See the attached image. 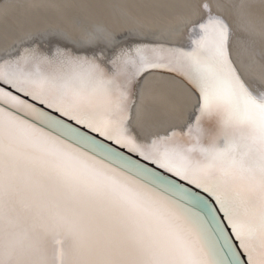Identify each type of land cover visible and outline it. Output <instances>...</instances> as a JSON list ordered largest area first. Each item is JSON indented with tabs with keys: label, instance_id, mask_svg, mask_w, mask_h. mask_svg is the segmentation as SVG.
<instances>
[{
	"label": "snow or ice",
	"instance_id": "1",
	"mask_svg": "<svg viewBox=\"0 0 264 264\" xmlns=\"http://www.w3.org/2000/svg\"><path fill=\"white\" fill-rule=\"evenodd\" d=\"M187 7L0 52V264H264V43L245 0Z\"/></svg>",
	"mask_w": 264,
	"mask_h": 264
},
{
	"label": "bare ground",
	"instance_id": "2",
	"mask_svg": "<svg viewBox=\"0 0 264 264\" xmlns=\"http://www.w3.org/2000/svg\"><path fill=\"white\" fill-rule=\"evenodd\" d=\"M239 3L240 0H225ZM257 45L264 43V0H245ZM195 0H3L0 4V52L15 35L50 26L67 28L74 35L97 25L115 30H140L150 39H170L181 17H190ZM237 32L248 30L244 20H234ZM245 41L237 42V56H247ZM152 87H158L152 85Z\"/></svg>",
	"mask_w": 264,
	"mask_h": 264
}]
</instances>
